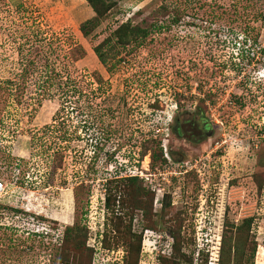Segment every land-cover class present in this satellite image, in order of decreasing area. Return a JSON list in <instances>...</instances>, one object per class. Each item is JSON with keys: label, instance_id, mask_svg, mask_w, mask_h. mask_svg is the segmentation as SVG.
I'll return each mask as SVG.
<instances>
[{"label": "rangeland", "instance_id": "rangeland-1", "mask_svg": "<svg viewBox=\"0 0 264 264\" xmlns=\"http://www.w3.org/2000/svg\"><path fill=\"white\" fill-rule=\"evenodd\" d=\"M104 1L0 0V264H264V0Z\"/></svg>", "mask_w": 264, "mask_h": 264}, {"label": "trees", "instance_id": "trees-1", "mask_svg": "<svg viewBox=\"0 0 264 264\" xmlns=\"http://www.w3.org/2000/svg\"><path fill=\"white\" fill-rule=\"evenodd\" d=\"M89 2L91 3L92 8H94L95 11L97 12V17H96L94 20H93V19H92V20H87V21L84 22V24L82 25V27H81L80 30L82 31V33L84 34V36H85L86 38L91 37L93 31H94L95 28H96V23L99 22V17H103V10H102V8H103L104 3H105L104 0H89ZM174 21L177 22L178 20H177V19H174ZM122 27H123V26H122ZM126 27L129 28V34H132V35L134 36L135 41H136V40H139L140 38L147 37V35H148V31H147V30L140 29V28H131V26H130L129 24H127ZM124 28H125V27L121 28L120 31H118L117 34L120 35V33L123 32ZM106 43H108V42H106ZM109 43H110V42H109ZM105 45H106V44H104L103 46L99 45L98 47H95V48H94V51H95L96 55L98 56L99 60H100L102 63H107V58H106L107 55L104 54V46H105ZM263 52H264V50H263ZM67 95H68V94H67ZM176 132H178V131H176ZM178 133H179L178 136H181V133H180V132H178ZM160 151H161V158H162V157H163V156H162L163 151H162V150H160ZM158 157H159L158 153H154V154L152 155V159H153L154 161L157 160ZM0 178H1V177H0ZM2 179H5V178L3 177ZM136 180H137V178H131V181H136ZM135 183H136V182H135ZM1 207H2L3 210H4V209H7L8 206L5 205V206H1ZM1 211H2V209L0 210V213H1ZM29 215H30V214H29ZM16 217H17V216H16ZM37 222L40 223L39 221H37ZM253 222H254V218L246 219V220H244V222H243V224L240 226V228H242V227H244V226H247L248 228H251ZM43 225H44V224H43ZM3 229H4L3 227H0V230H3ZM34 235H36V234H34ZM49 235H50V234H49ZM49 235H48V237H49ZM38 236H39V234H38ZM70 244L73 245L72 247H73L74 249H77L76 245L73 244V242H71ZM222 244H223V245H222V250H223V249H224V245H225V241H224ZM175 245H176V244H175ZM175 245H174V247H175ZM68 250H69V246L67 247V257H66V254H63L62 259H63V258H68V257L70 256V255H68ZM139 251H140V249H139ZM64 261H65V260H64ZM127 262H128V261H127ZM192 262H194V260H192ZM128 264H130V260H129ZM192 264H193V263H192Z\"/></svg>", "mask_w": 264, "mask_h": 264}, {"label": "built area", "instance_id": "built-area-1", "mask_svg": "<svg viewBox=\"0 0 264 264\" xmlns=\"http://www.w3.org/2000/svg\"><path fill=\"white\" fill-rule=\"evenodd\" d=\"M10 186H12V185L9 184V186H8V184H6L5 179L0 178V197L8 195L10 188H12ZM0 210H1V208H0ZM33 222H35V220Z\"/></svg>", "mask_w": 264, "mask_h": 264}, {"label": "clouds", "instance_id": "clouds-1", "mask_svg": "<svg viewBox=\"0 0 264 264\" xmlns=\"http://www.w3.org/2000/svg\"><path fill=\"white\" fill-rule=\"evenodd\" d=\"M0 208H1V206H0ZM3 211V210H2Z\"/></svg>", "mask_w": 264, "mask_h": 264}]
</instances>
